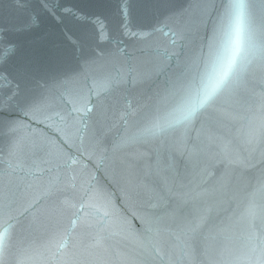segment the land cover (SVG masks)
<instances>
[{"label":"water","instance_id":"obj_1","mask_svg":"<svg viewBox=\"0 0 264 264\" xmlns=\"http://www.w3.org/2000/svg\"><path fill=\"white\" fill-rule=\"evenodd\" d=\"M225 6L0 0L2 264H264V59L190 127L132 138Z\"/></svg>","mask_w":264,"mask_h":264},{"label":"snow or ice","instance_id":"obj_2","mask_svg":"<svg viewBox=\"0 0 264 264\" xmlns=\"http://www.w3.org/2000/svg\"><path fill=\"white\" fill-rule=\"evenodd\" d=\"M204 2L205 0H192L193 10L196 11ZM225 4L224 11L215 22L212 34L204 46L206 51L201 48L200 54L185 64L176 73L175 79L169 82L164 102L168 103L170 100L171 104L166 116L138 130L133 134V139L158 136L178 127H190L198 115L214 104L221 95L235 91L258 57L264 59V24L257 28L253 23L254 0H225ZM260 4L261 12L264 13V0H260ZM175 43L173 40V44ZM3 54V49H0V61ZM121 78L119 71L115 77L106 78L100 91H107L109 87L119 83ZM73 111L82 110L74 108ZM87 111L91 109L88 108ZM60 119L63 120L64 117ZM221 155L225 160L229 159L226 145L221 148ZM103 216L107 217L108 213L104 212ZM246 218L250 222L254 220L253 207L249 208ZM75 223L73 221V226ZM12 227L11 223L0 220V256L8 247ZM199 227V222L193 223L190 231L195 232ZM248 240L254 247L259 245L264 249V240L259 239L255 233H250ZM96 243L99 244L100 241L97 240ZM63 246L62 244L61 247Z\"/></svg>","mask_w":264,"mask_h":264}]
</instances>
